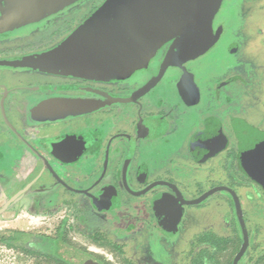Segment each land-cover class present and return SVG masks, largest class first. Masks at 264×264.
Instances as JSON below:
<instances>
[{
  "label": "flooded vegetation",
  "instance_id": "flooded-vegetation-1",
  "mask_svg": "<svg viewBox=\"0 0 264 264\" xmlns=\"http://www.w3.org/2000/svg\"><path fill=\"white\" fill-rule=\"evenodd\" d=\"M80 2L0 34V58L46 51L64 41L71 33L39 49L9 50L27 44ZM228 26L214 20L220 35L213 47L168 67L161 77L169 44L120 79L0 66V209L15 198L0 216L14 211L11 221L28 223L1 227L18 239L15 247L4 246L35 264H83L87 258L80 255L107 264L90 255L88 243L73 241L72 234L100 248L124 249L134 238L113 232L161 233L158 249L166 256L171 245H183L182 235L193 232L196 223L201 228L202 219L211 220L218 207L225 225L194 231L187 242L190 264L200 263L204 248L216 256L213 264H264V183L248 173L245 164L252 161L244 158L247 130L264 136L245 107L252 91L259 101L261 81L231 75L233 67L241 66L252 77L245 54L222 80L220 73L202 81L197 72L218 48L232 56L245 52L242 42L226 39ZM26 75L31 80L22 81ZM80 102L95 106L73 113ZM146 245L153 249V242Z\"/></svg>",
  "mask_w": 264,
  "mask_h": 264
},
{
  "label": "water",
  "instance_id": "water-1",
  "mask_svg": "<svg viewBox=\"0 0 264 264\" xmlns=\"http://www.w3.org/2000/svg\"><path fill=\"white\" fill-rule=\"evenodd\" d=\"M80 1L6 0L5 5L0 0V34L50 17ZM222 3L223 0H105L58 45L21 57L0 58V66L120 79L146 66L163 45L169 44L161 77L168 67L204 55L213 47L220 35L214 32V18ZM189 76L198 89L192 74ZM94 106L75 103L72 112ZM247 131L249 149H245L244 158L252 162L245 168L264 183V136ZM235 198L240 225L245 227L236 195ZM14 199L0 209V215Z\"/></svg>",
  "mask_w": 264,
  "mask_h": 264
},
{
  "label": "rangeland",
  "instance_id": "rangeland-1",
  "mask_svg": "<svg viewBox=\"0 0 264 264\" xmlns=\"http://www.w3.org/2000/svg\"><path fill=\"white\" fill-rule=\"evenodd\" d=\"M104 1L105 0L81 1L76 6H73L72 9L67 13L57 17L55 20L53 19L48 26H45L38 32H35L32 38L29 39L30 41L27 44H24V46L18 48H9L10 52H24L35 50L57 42L62 37L72 33ZM244 2L248 3L243 6ZM236 18H238L239 21L236 20ZM214 20H216V22L222 20L224 23L229 24V34L227 35L226 39L230 41L238 40L239 42H242L241 47L242 49H245V52H241L237 55L232 56L229 50L226 49L225 51V49L223 48H218V50L213 51L211 54L204 58L203 63L200 65V67L197 68V72L202 75V81L207 80V82H210V80H212V77H215L218 74H222V76L218 77L222 80L226 77L223 73L227 72L229 70V67L234 65L236 60L241 61L244 58L246 62H249L248 65H251L254 68V74L252 75V77L249 76L248 73L246 74L247 68L244 69L241 66H238V68L233 67L231 75L234 78L247 77V79L252 82L254 81V77L257 80V77L259 76V80L261 81L259 94L257 95L259 101H255L257 99L255 98L256 95H253V91L249 95H247L246 92V97L248 98V100L245 107L248 109V118L264 128V0H223V3ZM233 24H235L236 26ZM260 30H262L263 33L260 32ZM224 44L227 45L229 43L225 42ZM243 54H245V56L242 58L241 56H243ZM27 79L31 80V77L29 75H26L21 78V80L25 82ZM248 90L249 92L251 91V86L249 85ZM236 104L234 106H236ZM214 209L215 210L212 214L213 216H211V220L202 219L200 221L201 228H198V223H196V228H194V231H197L196 233L202 231L205 227L208 226L219 227L225 225L223 222L224 218H222V215L224 214L223 208L220 209L217 207ZM12 212L7 213L6 216H0V228L5 225H9L15 228L25 227L28 225V223H23L17 219L11 221L13 219L11 216ZM194 231L191 233L189 232L183 234V245L180 243L175 246L171 245L166 253V256L164 254L162 255L160 249H158V244L161 245L162 242L161 233L150 234L143 232L137 234H124L119 231L113 232L114 235L119 236V238L122 239H129L131 236L132 238H134L132 244L128 245L124 249L122 248L123 253H115L111 251V249L100 248L92 245L90 242H88L87 239L77 233H73L72 237H74L73 241H75L77 244L83 245L84 243H88V252L91 253L90 255L96 258L103 259L107 264H126L124 263V258L129 259L130 262L135 260L139 264H190L191 261L188 260V254H186L187 249L189 250L187 242L191 237L196 235ZM174 235L172 234L171 237L175 238L173 237ZM149 242H153V249H149V246L146 245ZM182 252H185L186 256L181 255ZM151 255H153L155 261H152L153 258L151 257ZM80 257L87 258V260H85L83 264H98L97 262L92 260L90 256L80 255ZM162 258H164V260H162ZM205 261L206 264H213V260L210 258L206 259ZM0 264L35 263L34 259L22 258L17 250L9 249L3 245H0Z\"/></svg>",
  "mask_w": 264,
  "mask_h": 264
},
{
  "label": "trees",
  "instance_id": "trees-1",
  "mask_svg": "<svg viewBox=\"0 0 264 264\" xmlns=\"http://www.w3.org/2000/svg\"><path fill=\"white\" fill-rule=\"evenodd\" d=\"M202 241H209V236H205V237H201ZM17 236H16V232H10V233H6L2 230H0V244L2 245H8V246H12L15 247L17 246ZM111 251L117 253V252H121L123 253V249L121 248H113L111 249ZM216 257V256H215ZM214 255L209 251L208 248H204L201 252V257H200V263L199 264H206L205 260L206 258H210V259H214L215 258ZM124 263L126 264H131V262L129 261V259L124 258Z\"/></svg>",
  "mask_w": 264,
  "mask_h": 264
},
{
  "label": "built area",
  "instance_id": "built-area-1",
  "mask_svg": "<svg viewBox=\"0 0 264 264\" xmlns=\"http://www.w3.org/2000/svg\"><path fill=\"white\" fill-rule=\"evenodd\" d=\"M0 245H2V244H0ZM4 246V245H3Z\"/></svg>",
  "mask_w": 264,
  "mask_h": 264
}]
</instances>
